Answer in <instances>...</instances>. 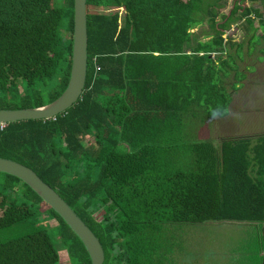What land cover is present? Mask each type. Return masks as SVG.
Returning a JSON list of instances; mask_svg holds the SVG:
<instances>
[{"label": "trees", "instance_id": "1", "mask_svg": "<svg viewBox=\"0 0 264 264\" xmlns=\"http://www.w3.org/2000/svg\"><path fill=\"white\" fill-rule=\"evenodd\" d=\"M246 2L86 0L80 101L53 119L0 129V158L31 168L68 203L98 239L103 264H163L178 225L209 221L256 224L264 254V135L220 147L184 138L192 121L229 115L226 81L235 72L236 91L243 75V45L231 29L249 30V48L264 39V16ZM204 24L210 33L188 48ZM73 36L74 0H0V110L62 95ZM27 220L43 227L0 237V264H60L59 246L70 264H91L62 217L26 183L0 173V232ZM48 220L57 225H43Z\"/></svg>", "mask_w": 264, "mask_h": 264}, {"label": "rangeland", "instance_id": "2", "mask_svg": "<svg viewBox=\"0 0 264 264\" xmlns=\"http://www.w3.org/2000/svg\"><path fill=\"white\" fill-rule=\"evenodd\" d=\"M246 4L264 16V0H247ZM231 7L230 4L224 12L228 13ZM193 32L195 39L188 48L195 46L196 37L202 36L205 40L204 37L210 33L207 24L197 27ZM249 34V30L247 33L244 32L241 25L234 26L228 33V36L236 40V44L243 45V56L238 60V71L243 74L240 78L242 82L236 91L231 88V85L237 81L235 72L226 81L228 94L231 92L232 96L229 115L223 119L208 120L206 125L201 118L196 119L192 122L193 132L192 129L184 132V138L187 139L185 143L205 140L215 142L220 147L221 142L228 138L255 139L264 135V39L258 42L259 39L256 38L249 48ZM258 34H261V31ZM230 52L235 54V49L231 48ZM230 71L229 68L228 72ZM49 88L50 86L43 94L44 102L48 101ZM12 103L19 104L21 100L15 99ZM30 105H34L33 99ZM176 136L179 135L176 134ZM41 225L35 220L20 222L3 229L0 237L3 241L16 239L35 232L43 227ZM43 225L54 227L57 223L54 220H48ZM178 226L180 229L175 235L172 234L173 242L167 259L184 260L185 264H264V254H261L258 248L260 237L259 227L256 224L209 221ZM51 233L54 234V231ZM58 248L61 254L60 264H70L66 249L62 246Z\"/></svg>", "mask_w": 264, "mask_h": 264}, {"label": "water", "instance_id": "3", "mask_svg": "<svg viewBox=\"0 0 264 264\" xmlns=\"http://www.w3.org/2000/svg\"><path fill=\"white\" fill-rule=\"evenodd\" d=\"M87 66L86 0H74V36L70 80L62 95L52 103L16 110H0V124L30 120H50L65 113L80 101L85 87ZM0 173L17 177L59 214L84 244L91 264H103L102 247L82 219L68 203L47 185L31 168L15 161L0 158Z\"/></svg>", "mask_w": 264, "mask_h": 264}, {"label": "crops", "instance_id": "4", "mask_svg": "<svg viewBox=\"0 0 264 264\" xmlns=\"http://www.w3.org/2000/svg\"><path fill=\"white\" fill-rule=\"evenodd\" d=\"M236 41V40H235ZM193 122V121H192ZM208 122V121H207ZM207 129V128H206ZM193 132V129L191 130ZM201 132V131H199ZM195 134V133H194ZM160 262H162L163 264H185L186 261L184 260H179V259H175V260H161Z\"/></svg>", "mask_w": 264, "mask_h": 264}, {"label": "built area", "instance_id": "5", "mask_svg": "<svg viewBox=\"0 0 264 264\" xmlns=\"http://www.w3.org/2000/svg\"><path fill=\"white\" fill-rule=\"evenodd\" d=\"M6 125L7 124H5V123L0 124V129L3 130L6 127Z\"/></svg>", "mask_w": 264, "mask_h": 264}]
</instances>
